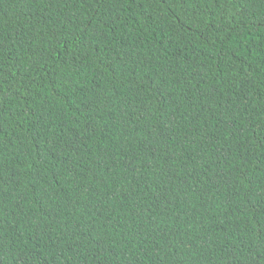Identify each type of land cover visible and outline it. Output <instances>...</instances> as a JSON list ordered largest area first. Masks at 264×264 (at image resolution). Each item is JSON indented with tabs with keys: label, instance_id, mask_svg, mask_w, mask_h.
Here are the masks:
<instances>
[{
	"label": "trees",
	"instance_id": "1",
	"mask_svg": "<svg viewBox=\"0 0 264 264\" xmlns=\"http://www.w3.org/2000/svg\"><path fill=\"white\" fill-rule=\"evenodd\" d=\"M0 264H264V0H0Z\"/></svg>",
	"mask_w": 264,
	"mask_h": 264
}]
</instances>
